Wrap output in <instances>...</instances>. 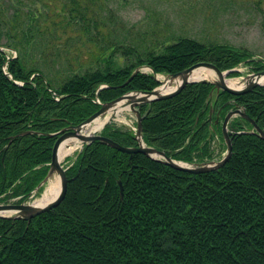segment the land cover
Segmentation results:
<instances>
[{"label":"trees","instance_id":"trees-1","mask_svg":"<svg viewBox=\"0 0 264 264\" xmlns=\"http://www.w3.org/2000/svg\"><path fill=\"white\" fill-rule=\"evenodd\" d=\"M8 4L0 0V24H9L14 39L4 42L0 35V46L16 55L7 58L11 53L0 48V202L29 197L47 172L57 131L84 120L99 102L152 88L157 81L151 71L174 72L196 61L220 70L241 62L251 70L264 67L246 48L180 34L165 37L156 49L104 45V30L116 19L109 11L103 20L102 8L93 9L90 0H63L52 15L28 8V19L16 24L8 14L21 17L19 3ZM45 37L63 47L43 43ZM74 38L95 44L94 60L70 52ZM29 43L39 52L32 60L25 54ZM114 52L124 56L122 65ZM139 65L151 71L139 70L124 83ZM211 88L191 81L174 95L140 105L144 143L177 160L208 159L213 133L233 103L264 131V85L210 97ZM250 126L231 117L228 159L195 173L140 152L128 158L97 139L83 144L65 170L67 190L58 205L29 222L0 216V264H264V140L248 132ZM100 133L122 145L136 143L129 128L110 121Z\"/></svg>","mask_w":264,"mask_h":264},{"label":"rangeland","instance_id":"rangeland-1","mask_svg":"<svg viewBox=\"0 0 264 264\" xmlns=\"http://www.w3.org/2000/svg\"><path fill=\"white\" fill-rule=\"evenodd\" d=\"M9 1V2H8ZM63 0H7L9 8L19 3L22 16H8L11 23H18L20 19H28L25 11L29 8L31 13L52 15L61 7ZM94 2L93 9L98 10L99 15L107 18L109 11L113 13V21L104 30V45L109 42L122 44L140 45L156 49L158 43L171 34H180L194 37L202 42L217 41L228 42L241 48H246L253 53L252 57L264 56V0H90ZM14 19L16 21H14ZM26 28V27H25ZM9 29V24H0L1 41H12L14 36ZM55 42V43H54ZM51 42L49 37H45L43 43L55 44L63 47L58 39ZM33 43V42H32ZM71 53H77L81 60L91 62L97 53L95 44L90 41H78L75 38L69 43ZM3 48L16 55V50L9 46ZM8 52V53H9ZM26 57L32 60L39 54L35 44L26 46ZM117 65H122L125 58L120 52H114ZM96 66L95 61L92 64ZM237 75H224L231 80H239L244 74L249 72V68L244 63L234 66ZM142 70L150 71L146 66ZM205 69V68H204ZM204 71H210L205 69ZM162 76V73H157ZM237 116V115H235ZM234 117V116H233ZM119 118V119H118ZM122 118V119H120ZM135 117L132 111L125 107L118 113L116 119L110 122L129 128L134 133ZM219 135L209 143L210 156L208 159H217L224 151V143ZM79 149L76 148L75 151ZM70 155L69 159H63L62 164H70L75 156ZM45 186V185H44ZM35 192L29 198L33 201L38 198L44 189ZM13 198L12 200H16ZM79 264V263H78Z\"/></svg>","mask_w":264,"mask_h":264},{"label":"water","instance_id":"water-1","mask_svg":"<svg viewBox=\"0 0 264 264\" xmlns=\"http://www.w3.org/2000/svg\"><path fill=\"white\" fill-rule=\"evenodd\" d=\"M0 48H3V46H0ZM10 57L13 56H7V58ZM256 57L259 60L262 61L264 60V58L260 56H256ZM142 66L145 65L135 66L131 70L127 78L124 80V83L127 82L137 71L141 70ZM195 66H204L206 68L211 69L216 74V79H206L203 77L190 79V71ZM234 70H236V68L234 67L220 70L211 62L196 61L177 71L162 73L163 74L162 80L157 78L156 76L157 73L152 72L150 70L152 77L157 81V85L153 86L152 88L146 90L135 89V90L126 91L114 97L113 99L104 102H99V99H97L96 101L100 103V106L95 112L90 114L81 122L77 124H69L56 132L57 137L52 146L51 159L48 163L47 172L45 176L42 178V180L36 185L33 192L37 191L39 187L44 186L50 177H52L54 174H57L59 179V190L57 194L51 200L43 204H35L32 202V200L29 201L27 199H24L20 202H15V201L0 202V216L9 217L11 219L22 218L27 222H29L34 216L52 207H55L60 203V201L64 198L67 190V176L65 170L68 166H63V164L60 162L59 150H60L61 142L69 136L79 137L81 139L80 147L85 143H89L90 141L97 139L102 141L104 144H106L109 147H112L118 151L128 153V158L131 156L132 153L140 152L145 156L152 158L156 161H159L163 164H166L170 167L192 173L216 169L228 159L231 152V143L227 131V122L234 115H238L243 119L247 120L251 125V127L247 131L255 133L259 138L264 140V131L260 127H258L255 121L251 117H249L244 112L242 107L237 103H233V107L227 109L220 120L219 131L224 143V151L221 154V156L217 159H207L202 161H191V162L176 160L171 156L166 155L162 150L156 149L153 146L145 144L141 138V114L139 112L138 107L143 104H148L151 101H155L161 98H166L171 95H174L188 82L191 81L210 82L212 84V88L208 93V96L210 97L212 96V92L216 95V93L219 90H223L231 94H240L251 90L256 85H264V82L258 81L260 75L264 74V69L249 71L248 73L244 74L238 80L240 81V84L237 86L228 85L224 81L225 76L223 75ZM165 85H169V86L171 85V87L165 89ZM102 86L104 85H101L100 87ZM136 96L137 99L133 100V98ZM122 98L124 99L123 105L126 104L128 109L133 112L135 117L133 138L136 143L134 145H122L116 142L115 140L111 139L110 137H107L100 133V130L103 128L104 124L110 121V119H112V114L103 122L100 128L93 131H88L86 133L82 132V130L87 126L88 123H90V121L93 118H95L98 115H104V113L111 104L115 103L116 101ZM211 111H212V103L209 104L208 116H210ZM213 123L214 124L217 123V118L213 120ZM117 184H118V195L119 198H121L122 186L119 180H117Z\"/></svg>","mask_w":264,"mask_h":264},{"label":"bare ground","instance_id":"bare-ground-1","mask_svg":"<svg viewBox=\"0 0 264 264\" xmlns=\"http://www.w3.org/2000/svg\"><path fill=\"white\" fill-rule=\"evenodd\" d=\"M252 63V62H251ZM254 67V66H253ZM208 69L210 71H204L205 69ZM251 69V68H250ZM253 70V69H252ZM158 79H163V76L156 75ZM224 76V75H223ZM206 78V79H216V74L209 68H206L204 66H195L190 71V79L193 78ZM224 81L228 85L237 86L240 84V81L238 80H231L230 78H225ZM259 82H264V74L260 75ZM171 85H165V89L170 88ZM137 96L133 98V100H136ZM160 101V100H159ZM124 99H120L116 101L115 103L111 104L109 108L106 110L104 115H98L95 118H93L90 123L87 124V126L82 130V132L86 133L88 131H93L101 127L103 122L111 116L112 118L116 119V116L119 112H121L127 105H123ZM153 104V103H152ZM141 113V112H140ZM119 119V118H118ZM122 119V118H120ZM135 121V120H134ZM239 124V123H238ZM240 129V127H238ZM244 128V127H243ZM243 134V133H242ZM81 145V139L77 136H69L65 138L60 145L59 150V160L62 162V160L67 159L68 156L73 155L76 148L80 147ZM59 190V179L58 175L54 174L52 177H50L45 186L42 190L40 196L36 199H34L32 202L35 204H43L49 200H51L58 192ZM7 213V212H5Z\"/></svg>","mask_w":264,"mask_h":264},{"label":"flooded vegetation","instance_id":"flooded-vegetation-1","mask_svg":"<svg viewBox=\"0 0 264 264\" xmlns=\"http://www.w3.org/2000/svg\"><path fill=\"white\" fill-rule=\"evenodd\" d=\"M262 69H264V67H263ZM250 70H251V69H250ZM258 70H261V69H258ZM252 71H256V70H252Z\"/></svg>","mask_w":264,"mask_h":264}]
</instances>
